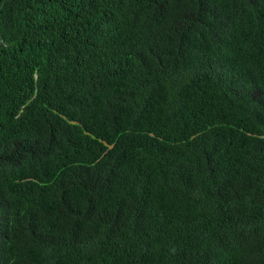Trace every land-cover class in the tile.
Listing matches in <instances>:
<instances>
[{
    "label": "trees",
    "instance_id": "trees-1",
    "mask_svg": "<svg viewBox=\"0 0 264 264\" xmlns=\"http://www.w3.org/2000/svg\"><path fill=\"white\" fill-rule=\"evenodd\" d=\"M0 264H264V0H0Z\"/></svg>",
    "mask_w": 264,
    "mask_h": 264
}]
</instances>
